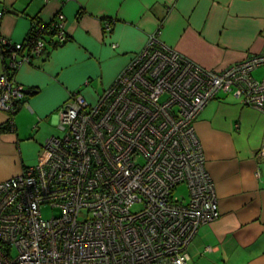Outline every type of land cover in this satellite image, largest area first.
<instances>
[{"label": "built area", "instance_id": "1", "mask_svg": "<svg viewBox=\"0 0 264 264\" xmlns=\"http://www.w3.org/2000/svg\"><path fill=\"white\" fill-rule=\"evenodd\" d=\"M63 18L37 21L11 65L42 53L47 34L64 40ZM260 67L264 51L207 68L153 34L95 103L74 94L65 104L66 133L36 164L0 182V264H189L200 226L221 215L196 120L220 93L264 113ZM24 89L0 74V109L14 111ZM181 183L187 201L174 194ZM46 205L61 212L46 218Z\"/></svg>", "mask_w": 264, "mask_h": 264}, {"label": "crops", "instance_id": "2", "mask_svg": "<svg viewBox=\"0 0 264 264\" xmlns=\"http://www.w3.org/2000/svg\"><path fill=\"white\" fill-rule=\"evenodd\" d=\"M58 14L69 40L50 43L48 56L23 61L12 74L34 92L25 93L14 114V131L0 130V182L38 162L24 160L27 118L38 130L40 155L47 139L60 137V113L74 94L96 102L153 34L215 70L264 51V0H0V34L22 42L34 22L50 23ZM253 74L261 79L264 67ZM9 117L0 109V127ZM196 130L221 215L200 226L188 246L189 264H264V113L220 93L199 114Z\"/></svg>", "mask_w": 264, "mask_h": 264}, {"label": "rangeland", "instance_id": "3", "mask_svg": "<svg viewBox=\"0 0 264 264\" xmlns=\"http://www.w3.org/2000/svg\"><path fill=\"white\" fill-rule=\"evenodd\" d=\"M94 103H95V101H94ZM20 113H21V116H24L25 110L23 108H21V110L19 111L18 114H20ZM23 125L24 126L22 127V132H23L22 136H24V137H23L21 142L23 143L22 148H23V153H24V160H25V162L29 161L30 162L29 164H32L33 162L38 161V158H39L38 155H39L40 145H39V143H36L35 138H34V136L38 133V130H37V128H33L32 130L29 128L28 118H27V121L23 123ZM41 126H42V124H41ZM45 126L46 125L43 126L44 129H42L41 134H44ZM56 132H57V134H60V137H62L66 133V130L65 129L64 130L59 129V130H56ZM49 139H47V141ZM21 151H22V149H21ZM174 194H175V196L179 197L180 199L185 198L186 201L189 199V196H190L188 187L185 183L179 184L177 186V188L174 190ZM60 212H61V210L59 208L52 207L50 205L43 206V208H42L43 216L46 218L51 217L52 215H57Z\"/></svg>", "mask_w": 264, "mask_h": 264}, {"label": "trees", "instance_id": "4", "mask_svg": "<svg viewBox=\"0 0 264 264\" xmlns=\"http://www.w3.org/2000/svg\"><path fill=\"white\" fill-rule=\"evenodd\" d=\"M35 27H36V22L33 23L32 27L30 28L28 34L26 35L25 39L22 41V42H12L10 39L6 38V37H3L1 34H0V56L2 58V62H3V65H4V68H5V71L6 73L8 74H14L15 70H16V67H14L13 65H11V62L13 61L14 59V52L15 51H19V53L23 54L24 52L27 51V48L29 50V47L28 45L31 44V40L33 39L34 37V34H36V30H35ZM3 38H6L7 41H2ZM69 35L66 34V37L64 40H62L61 42L59 41V39H52L53 41H50L49 39H47V45H46V48L45 50L40 53L39 55H46L48 56L49 54V50H48V45L51 43L53 47H56V45L60 44V43H64L65 41H68L69 40ZM17 43H21L23 46H25V51L22 52V50H18L16 48V44ZM28 44V45H27ZM27 46V47H26ZM30 61L32 60L33 57L37 56L36 54H32L30 55ZM22 102V101H21ZM20 105L21 103L16 107V109L14 111H11L9 112V115L10 117L8 118L7 122L5 124L2 125V127H0V130H5V131H14V124H12V120H13V116L14 114L19 110L20 108Z\"/></svg>", "mask_w": 264, "mask_h": 264}, {"label": "water", "instance_id": "5", "mask_svg": "<svg viewBox=\"0 0 264 264\" xmlns=\"http://www.w3.org/2000/svg\"><path fill=\"white\" fill-rule=\"evenodd\" d=\"M24 92H25V93H32V92H34V91L31 90V89H24Z\"/></svg>", "mask_w": 264, "mask_h": 264}]
</instances>
